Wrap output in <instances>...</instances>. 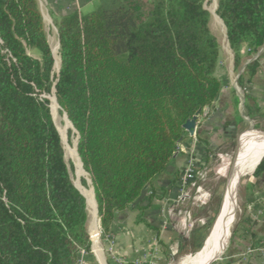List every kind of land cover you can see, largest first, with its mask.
Returning a JSON list of instances; mask_svg holds the SVG:
<instances>
[{"label": "trees", "instance_id": "1", "mask_svg": "<svg viewBox=\"0 0 264 264\" xmlns=\"http://www.w3.org/2000/svg\"><path fill=\"white\" fill-rule=\"evenodd\" d=\"M204 3L96 0L90 13L61 16L57 73L38 1L0 0V264H79L91 254L85 197L70 179L50 96L76 133L104 234L167 171L187 122L223 87ZM215 14L239 70L264 47V0H217ZM261 56L239 86L250 84ZM263 171L264 158L252 176ZM152 198L137 224L148 226L141 216ZM221 202L180 251H200Z\"/></svg>", "mask_w": 264, "mask_h": 264}, {"label": "crops", "instance_id": "2", "mask_svg": "<svg viewBox=\"0 0 264 264\" xmlns=\"http://www.w3.org/2000/svg\"><path fill=\"white\" fill-rule=\"evenodd\" d=\"M37 1L40 12L41 6H44L53 18L59 19L73 12V8L69 9L73 0ZM77 1L79 13L83 15L93 11L96 2ZM245 51L243 47L241 55H245ZM259 55L262 56L258 59V68L250 84L239 86L238 79L246 65ZM231 66L235 70L233 55ZM238 71L233 80L231 70L226 68L225 73L223 67L218 65L216 74L222 81V90L215 102L202 110L194 135H188L178 144L167 171L143 191L135 205L118 215L109 234H104L100 228L101 236L98 238L99 220H96L93 233L88 230L91 254L86 256V264H117L118 261L121 264H159L165 257V250L168 256L169 252L172 255L179 252L180 241L190 232L183 225L187 220V207L179 201V178L187 164L194 163L196 180L199 182L202 175L200 167L208 164L222 146L234 140V134L227 132L229 128L233 127L236 135L243 134L247 125L264 131V47ZM247 189L240 231L234 247L226 251L218 264H264V257L260 254L264 247V171L252 176ZM150 195L153 196L151 205L141 216L148 226L137 224L136 219L140 214L138 207L145 205Z\"/></svg>", "mask_w": 264, "mask_h": 264}, {"label": "rangeland", "instance_id": "3", "mask_svg": "<svg viewBox=\"0 0 264 264\" xmlns=\"http://www.w3.org/2000/svg\"><path fill=\"white\" fill-rule=\"evenodd\" d=\"M73 3V2H72ZM79 5V4H78ZM77 4L73 3L72 7H69V9L72 10L74 7L76 8L78 6ZM204 8L208 11L210 16V30L212 34L217 38L218 43L221 47V59H220V66L223 67L224 72L226 73V68L231 70V77L233 80H235V76L239 72L238 70H232L231 66V59H232V53L230 52L227 41L225 38V29L220 21V19L216 16L215 11L217 9V0H205ZM214 8V10H213ZM95 9V5L93 7V10ZM41 14L43 17V23H44V29L47 36L48 43L50 45L54 61L56 58L59 61L60 64V58H59V47L57 43V30L55 27V22L57 21V18H53L51 15H49L47 9L44 6H41ZM56 46V47H55ZM54 49V50H53ZM54 51V53H53ZM59 66V65H58ZM58 68V67H57ZM57 68H55L54 64V71L57 72ZM49 99V98H48ZM50 101V100H49ZM57 104V103H56ZM58 106V105H57ZM57 115L54 114L52 116L54 125L60 135L61 143L63 147L64 152V161L66 163V166L68 168V172L70 175V179L74 186L79 190V187L84 189L86 192H92V182L90 179V176L84 171L82 164L80 160L77 159L80 163V169L76 166V161L74 160V156L72 155V150L75 151L76 155V144H77V137L74 130L70 127L67 128L65 124L66 116L65 114L60 110L58 107V111L56 112ZM52 115V114H51ZM64 119V120H63ZM69 123V122H68ZM251 126L246 127V130L244 133H246ZM260 132V131H259ZM264 133V132H261ZM238 140L234 139L231 143H228L227 145L222 146L218 151L214 153L212 156L210 162L207 164V168L205 173H203L199 179V182H197L198 186L201 187L200 194L204 196V202L201 207H195L190 209V220L188 222V219L186 220L185 228L189 230L190 232L195 230L196 228L204 226L209 219L213 216L217 201L218 199H223V195L225 192V189L227 187V183L229 181V176L233 170L235 157L238 152ZM71 150V151H70ZM255 167V166H254ZM253 169V168H252ZM251 169V170H252ZM251 170H244L241 173V181L238 186L237 194H236V200L235 205L231 209V213L229 215V225L228 226H220V242H223L224 236H225V243L224 248L226 246V241L228 237L230 236V232L232 231L231 237L229 239V242L226 246V249L220 256V259L226 254V251L230 248L234 247L235 240L237 238V234L240 231V224L242 221V214H243V206H244V197L248 191L249 181L251 180L252 176L244 177V175H248ZM79 173V174H78ZM79 185V186H76ZM80 191V190H79ZM81 192V191H80ZM95 203V202H94ZM222 203V202H221ZM221 206V204H220ZM96 207V206H95ZM219 207V206H218ZM220 210V209H219ZM219 213V211H218ZM218 213L215 217H217ZM97 220L98 215L96 212ZM90 216L88 215V226L87 230L90 225ZM99 222V221H98ZM99 224V223H98ZM89 232V231H88ZM188 232L187 234H189ZM211 232V230H210ZM210 232H208L210 234ZM89 234V233H88ZM97 234L99 235L98 238L101 236V230L98 225ZM207 235V238L209 236ZM186 236V235H185ZM207 243V244H206ZM206 247L205 249L197 254H184L183 252L189 251L191 247H185L183 251L176 252L175 255H172L169 252V256L166 255L163 260L159 262V264H179L182 260H184L186 257L192 258L193 264H203L202 261V255L206 252V250L210 247L209 241L206 240ZM202 254V255H201ZM88 254L82 253L79 257V264H86L85 258ZM219 259V260H220ZM216 260L212 264H218L220 261ZM191 263V264H192Z\"/></svg>", "mask_w": 264, "mask_h": 264}, {"label": "bare ground", "instance_id": "4", "mask_svg": "<svg viewBox=\"0 0 264 264\" xmlns=\"http://www.w3.org/2000/svg\"><path fill=\"white\" fill-rule=\"evenodd\" d=\"M58 65H59V61L56 58L55 68H57ZM49 100H50V111L52 116L54 114V111L55 114L57 115L56 112L58 111V106L56 104L55 97L52 95L49 97ZM65 124L67 128H69L68 120L67 121L65 120ZM263 153H264V133H261L259 131L251 132V130H248L245 134L242 135L240 139V150L237 152L238 157L237 160L235 159L236 164H234L233 166V170H232L233 172L232 174H230L231 177L229 176L230 178L228 182L230 189L228 188L227 191L224 210L216 220V223L211 229V232L207 238V241H209L210 243V247L206 250V252L203 255L201 254L203 264H209L211 259L222 251V247L224 248L223 245L225 243V236L223 242H220V237H221L220 226L224 225L226 227L229 225V215L231 213L230 212L231 209H233L232 207L235 205L234 203L236 200L238 186L242 178L241 173L244 170H251L252 168H254V166L258 163ZM72 155L75 158L74 160L76 161V166L78 167V169H80V163L77 159V155L74 150H72ZM242 176L247 177V175L244 174ZM79 190L81 191L80 193L82 194V196L85 197L87 213L91 219L88 230L91 233H93L97 220L94 199L91 192H86L84 191V189L80 187ZM191 263H192V258L189 256L186 257L184 260H182L179 264H191Z\"/></svg>", "mask_w": 264, "mask_h": 264}, {"label": "built area", "instance_id": "5", "mask_svg": "<svg viewBox=\"0 0 264 264\" xmlns=\"http://www.w3.org/2000/svg\"><path fill=\"white\" fill-rule=\"evenodd\" d=\"M73 3L78 5L77 0H73ZM79 5L73 11L79 13ZM179 185L181 189L180 202L183 203L186 207V219L188 222L190 220V209L195 207H201L204 202V196L200 194L201 187L198 186L196 180V169L193 162H189L184 169L182 175L179 178ZM186 225V222L183 224ZM261 256L264 257V247L260 250ZM117 264H121V261H118Z\"/></svg>", "mask_w": 264, "mask_h": 264}, {"label": "water", "instance_id": "6", "mask_svg": "<svg viewBox=\"0 0 264 264\" xmlns=\"http://www.w3.org/2000/svg\"><path fill=\"white\" fill-rule=\"evenodd\" d=\"M43 18V17H42ZM226 37V36H225ZM59 69H60V64H59V66H58V68H57V73L59 72ZM66 116V115H65ZM199 116H200V113L198 112L194 117H193V119L192 120H190V121H188L187 122V124L185 125V128H186V130L188 131V134H189V136H193L194 135V130H195V126H196V123H197V120H198V118H199ZM67 118V117H66ZM70 127L72 128V126L70 125ZM251 132H257L258 130H256L254 127H252L251 129ZM227 132H229V133H233L234 135L232 136V138L233 139H237L238 140V144H239V146H238V151L240 150V139H241V137H242V135L243 134H245V133H243V134H239V135H236V133H235V131L233 130V127H231V128H229L228 130H227ZM260 132H264V131H260ZM76 147H77V144H76ZM78 156V155H77ZM237 155H236V157H235V159L237 160ZM264 158V153L262 154V156H261V158L259 159V161H258V163L255 165V167L250 171V173L247 175V177H249V176H252L253 175V173L255 172V170L258 168V166L260 165V163H261V161H262V159ZM79 159V158H78ZM235 160V161H236ZM234 161V164H236V162ZM233 172V171H232ZM232 172H231V174H232ZM230 177H231V175H230ZM74 185V184H73ZM75 187V186H74ZM76 188V187H75ZM228 188H229V182L227 183V187H226V189H225V192H224V195H223V199H222V203H221V206H220V210H219V213H218V215H217V217L215 218V221H214V223H213V225H212V228H213V226L215 225V223H216V220L218 219V217L221 215V213L223 212V210H224V207H225V199H226V195H227V191H228ZM230 189V188H229ZM79 191V190H78ZM92 192H93V189H92ZM80 193V192H79ZM81 194V193H80ZM82 195V194H81ZM93 199H94V195H93ZM95 202V201H94ZM95 206H96V203H95ZM96 212H97V207H96ZM211 228V229H212ZM210 229V230H211ZM88 231V230H87ZM210 232V231H209ZM89 233V232H88ZM209 234V233H208ZM231 234H232V231L230 232V236L228 237V239H227V241H226V246H227V244H228V242H229V239H230V237H231ZM89 235H90V233H89ZM90 238H91V236H90ZM206 240H207V237H206V239H205V241H204V243H203V246H202V248L200 249V251L199 252H201L202 250H203V248H204V246H205V243H206ZM226 246H225V248H223L222 247V251L220 252V253H218L216 256H214L212 259H211V261H210V263L209 264H212L214 261H216V260H219L220 259V256L222 255V253L224 252V250L226 249ZM199 252H197V253H199ZM197 253H195V254H197Z\"/></svg>", "mask_w": 264, "mask_h": 264}]
</instances>
